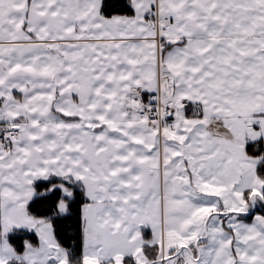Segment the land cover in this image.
Listing matches in <instances>:
<instances>
[{
	"label": "snow or ice",
	"instance_id": "snow-or-ice-1",
	"mask_svg": "<svg viewBox=\"0 0 264 264\" xmlns=\"http://www.w3.org/2000/svg\"><path fill=\"white\" fill-rule=\"evenodd\" d=\"M111 7L0 0V264H264V0ZM37 181L83 191L79 257Z\"/></svg>",
	"mask_w": 264,
	"mask_h": 264
},
{
	"label": "trees",
	"instance_id": "trees-1",
	"mask_svg": "<svg viewBox=\"0 0 264 264\" xmlns=\"http://www.w3.org/2000/svg\"><path fill=\"white\" fill-rule=\"evenodd\" d=\"M112 5L110 11L112 14L129 15L131 14L127 8V0H108ZM264 152V145L261 142L259 145L252 144L249 147V152L254 151ZM54 182L59 183L58 179H53ZM51 185L48 182H38L35 185L37 195L29 203V211L32 215L41 218L51 219L53 223V231L57 241L65 248L72 252L74 257H79L82 253V232H81V211L85 197L83 191L79 187H75L74 195L68 198V212L64 215L57 214L55 204L61 198L62 194L59 192H48L47 189ZM48 192L46 194H42ZM255 213L264 215V204L259 203L255 206ZM253 214V215H254ZM252 216H245L242 214V219L249 222ZM29 237L28 235H14L11 243L18 251H23V240ZM31 237V236H30ZM32 242L36 243V239L32 236Z\"/></svg>",
	"mask_w": 264,
	"mask_h": 264
},
{
	"label": "rangeland",
	"instance_id": "rangeland-1",
	"mask_svg": "<svg viewBox=\"0 0 264 264\" xmlns=\"http://www.w3.org/2000/svg\"><path fill=\"white\" fill-rule=\"evenodd\" d=\"M74 189H75V186H73V193H74ZM62 194V193H61ZM35 197V196H34ZM33 197V198H34ZM86 199V198H85ZM33 200V199H32ZM31 202V201H30ZM259 204V203H258ZM257 204V205H258ZM256 205V206H257ZM256 208V207H255ZM253 209H251L250 210V212L252 211ZM81 213H82V211H81ZM64 214H66V213H63V214H60V215H64ZM257 215H259V214H254L253 215V218H252V220L251 221H249V222H247V221H245L244 220V222L245 223H252L254 220H255V217L257 216ZM54 232V231H53ZM81 232H82V221H81ZM14 235H28L29 237H27L26 239H24L23 240V243H22V246L24 245V241L25 240H29V241H31L32 242V239H31V237L33 236L35 239H36V243H34V244H36V245H38V243H39V240H38V237H36L35 235H34V233H30V232H27V231H18L17 233H15ZM142 235H143V237H144V239H146V240H151L152 239V233H151V229L150 228H147V229H144V231H143V233H142ZM31 236V237H30ZM33 243V242H32ZM82 245H83V237H82ZM23 252V251H22ZM21 252V253H22Z\"/></svg>",
	"mask_w": 264,
	"mask_h": 264
},
{
	"label": "built area",
	"instance_id": "built-area-1",
	"mask_svg": "<svg viewBox=\"0 0 264 264\" xmlns=\"http://www.w3.org/2000/svg\"><path fill=\"white\" fill-rule=\"evenodd\" d=\"M143 100H144L145 103H147L148 100H149V96L147 94H144L143 95Z\"/></svg>",
	"mask_w": 264,
	"mask_h": 264
},
{
	"label": "crops",
	"instance_id": "crops-1",
	"mask_svg": "<svg viewBox=\"0 0 264 264\" xmlns=\"http://www.w3.org/2000/svg\"><path fill=\"white\" fill-rule=\"evenodd\" d=\"M263 145H264V142H263ZM53 179H58V178L53 177L52 180H53ZM58 180H59V179H58ZM38 182H45V181H37L36 184H37ZM35 191H36V188H35ZM48 192H50V191H48ZM48 192H45V193H42V194H46V193H48ZM36 195H37V192H36ZM36 195H35V196H36Z\"/></svg>",
	"mask_w": 264,
	"mask_h": 264
},
{
	"label": "water",
	"instance_id": "water-1",
	"mask_svg": "<svg viewBox=\"0 0 264 264\" xmlns=\"http://www.w3.org/2000/svg\"><path fill=\"white\" fill-rule=\"evenodd\" d=\"M254 213H255V208L249 214H247L246 216H252Z\"/></svg>",
	"mask_w": 264,
	"mask_h": 264
}]
</instances>
